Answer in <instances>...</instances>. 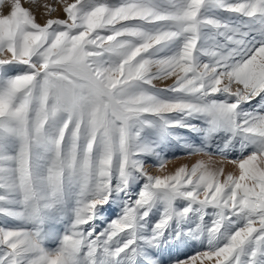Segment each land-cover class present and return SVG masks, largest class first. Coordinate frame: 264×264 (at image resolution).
<instances>
[{
  "label": "snow or ice",
  "instance_id": "obj_1",
  "mask_svg": "<svg viewBox=\"0 0 264 264\" xmlns=\"http://www.w3.org/2000/svg\"><path fill=\"white\" fill-rule=\"evenodd\" d=\"M41 7L0 14V264H264V0Z\"/></svg>",
  "mask_w": 264,
  "mask_h": 264
},
{
  "label": "rangeland",
  "instance_id": "obj_2",
  "mask_svg": "<svg viewBox=\"0 0 264 264\" xmlns=\"http://www.w3.org/2000/svg\"><path fill=\"white\" fill-rule=\"evenodd\" d=\"M22 4L26 7L29 8L30 10L33 11V13L36 15L37 17V21L40 23H43L46 19L50 18L47 15L44 14V10L41 7V5H43L44 3H54V0H36V3H33L32 0H21ZM74 2V0H68V3H72ZM10 5H11V0H5V3L2 7H0V14H8L10 11ZM56 17H59L61 19L65 18L64 13L62 11V6H58V11L54 14ZM167 83H172L171 80L167 81ZM162 86V85H160ZM253 104L255 103V101L252 102ZM169 156V163L167 165V168L165 170V172H160L158 168H156L155 166L151 165L150 162V172L153 175H162V174H166L169 172L174 171L178 166L182 165V164H187L189 166H191L192 164H194L197 160L200 159H205L207 160L208 158L206 156L203 155H186L184 153L183 150H172L171 152L168 153ZM175 157V158H173ZM213 160L215 162V167H221L223 166L225 169V174L232 172L234 174L238 175V169L231 163H228L227 161H225L222 157L216 155L213 157ZM223 161V162H222ZM55 245H49V247H54ZM203 249L197 245L194 246L192 248H189L181 253H179V255L183 258L184 256H191L192 254H194L195 252L198 251H202ZM163 259L165 260L166 264L167 261L169 260V256L165 255L163 257ZM205 264H211V262L205 261Z\"/></svg>",
  "mask_w": 264,
  "mask_h": 264
}]
</instances>
